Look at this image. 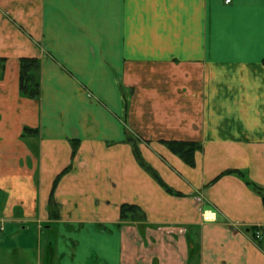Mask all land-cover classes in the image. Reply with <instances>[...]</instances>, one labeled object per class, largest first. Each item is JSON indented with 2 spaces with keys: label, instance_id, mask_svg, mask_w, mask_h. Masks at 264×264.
I'll return each mask as SVG.
<instances>
[{
  "label": "crops",
  "instance_id": "obj_1",
  "mask_svg": "<svg viewBox=\"0 0 264 264\" xmlns=\"http://www.w3.org/2000/svg\"><path fill=\"white\" fill-rule=\"evenodd\" d=\"M160 140L197 142L194 164ZM246 179L264 187V0H0V264H264Z\"/></svg>",
  "mask_w": 264,
  "mask_h": 264
},
{
  "label": "trees",
  "instance_id": "obj_2",
  "mask_svg": "<svg viewBox=\"0 0 264 264\" xmlns=\"http://www.w3.org/2000/svg\"><path fill=\"white\" fill-rule=\"evenodd\" d=\"M38 68V60L34 57H21L19 67V89L20 92L30 98H36L39 94V83L36 80L35 72ZM126 141L131 142L133 146V153L137 163L145 169L150 175L169 193L179 194L174 191L158 175L157 171L154 170L142 157L138 145L126 138ZM161 143L165 144L167 148L174 154L178 155L183 161L189 165L194 164V152L200 149V145L195 141L185 140H160ZM74 152V148H73ZM69 166L66 167L54 180L53 186L56 184L57 179L63 172L67 171ZM236 173L241 177H244L243 173L238 170H226L222 174ZM246 184L250 185L256 190L262 197L264 204V187L257 185L256 183L246 179ZM50 205L53 202L52 195L49 199ZM120 219H131L142 221L144 219V213L142 209L135 204L123 203L120 205Z\"/></svg>",
  "mask_w": 264,
  "mask_h": 264
},
{
  "label": "rangeland",
  "instance_id": "obj_3",
  "mask_svg": "<svg viewBox=\"0 0 264 264\" xmlns=\"http://www.w3.org/2000/svg\"><path fill=\"white\" fill-rule=\"evenodd\" d=\"M128 137L130 138V140L131 141H133L134 143H139V142H141V141H143V139L140 137V136H138L137 134H135V133H132V132H129L128 133ZM8 228H10V227H8ZM7 228V230H5V233L6 232H9L10 231V229H8ZM254 231V230H253ZM13 232V231H12ZM262 234V233H261ZM10 235V234H9ZM258 236V233H257V231H254L253 233L251 232V238L252 239H257V240H260V239H262L261 238V236H263V234L261 235V236H259V237H257ZM16 239H18V238H16ZM22 239H24V238H19V240H22ZM29 239H31V238H29ZM261 241V240H260ZM260 246H262L261 244H260ZM90 262L88 263V264H93V262H94V260H92L91 258H90V260H89Z\"/></svg>",
  "mask_w": 264,
  "mask_h": 264
},
{
  "label": "built area",
  "instance_id": "obj_4",
  "mask_svg": "<svg viewBox=\"0 0 264 264\" xmlns=\"http://www.w3.org/2000/svg\"><path fill=\"white\" fill-rule=\"evenodd\" d=\"M224 3L228 4L230 2V0H223ZM4 227H3V224L0 222V236H1V233L3 231Z\"/></svg>",
  "mask_w": 264,
  "mask_h": 264
}]
</instances>
